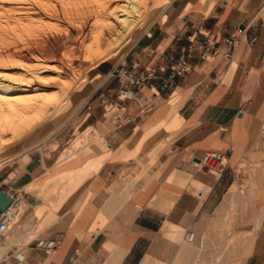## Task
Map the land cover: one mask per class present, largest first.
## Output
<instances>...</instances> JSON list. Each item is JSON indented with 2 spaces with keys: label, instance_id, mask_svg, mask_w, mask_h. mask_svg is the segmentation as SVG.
Returning <instances> with one entry per match:
<instances>
[{
  "label": "crops",
  "instance_id": "0c3cea01",
  "mask_svg": "<svg viewBox=\"0 0 264 264\" xmlns=\"http://www.w3.org/2000/svg\"><path fill=\"white\" fill-rule=\"evenodd\" d=\"M166 4L163 19L150 24L124 55L127 66H166L193 32L198 39L200 32L219 39L238 28L243 32L233 49L221 45L212 59L194 55V70L174 79L173 95L161 90L159 79L153 88L144 87L153 109L119 127L105 118L102 104L117 94L110 72L118 61L95 65L101 84L82 104L78 127L111 124L99 133L108 151L93 146L85 160L65 161L74 160L51 178L55 185L59 176L79 177L83 163L99 168L40 228L47 204L39 199L28 208L23 230L0 247V264H264V0ZM123 107L130 116L138 109L131 102ZM205 150L223 152L227 167L200 168L197 156ZM63 153L59 158L55 148L40 159L32 154L22 177L30 182L41 165V171L52 168ZM1 190L18 197L5 179ZM188 232L193 241L186 239ZM227 236L230 256L218 262Z\"/></svg>",
  "mask_w": 264,
  "mask_h": 264
},
{
  "label": "bare ground",
  "instance_id": "6f19581e",
  "mask_svg": "<svg viewBox=\"0 0 264 264\" xmlns=\"http://www.w3.org/2000/svg\"><path fill=\"white\" fill-rule=\"evenodd\" d=\"M156 2L0 0V68L9 66L12 59L21 62L18 64L19 74L11 79V76L4 75L10 83L0 84V155L12 138L27 135L33 125L47 119L62 104L54 90L48 94H29L24 84L30 89L54 87L40 83L42 72L48 71L53 78L62 79L72 69L76 58L98 63L108 57L131 38ZM90 130L82 132L72 147L73 151L79 148L85 137H89ZM11 156L0 160V169ZM19 197L10 204L14 212L15 204L24 198ZM12 224L13 221L9 229Z\"/></svg>",
  "mask_w": 264,
  "mask_h": 264
},
{
  "label": "rangeland",
  "instance_id": "374dc122",
  "mask_svg": "<svg viewBox=\"0 0 264 264\" xmlns=\"http://www.w3.org/2000/svg\"><path fill=\"white\" fill-rule=\"evenodd\" d=\"M166 3L167 0H157V2L146 12L144 18L145 20H143V22L134 30L131 38L122 46L118 47L119 49L116 48L115 52L103 60H100L98 63H93V61L90 60L83 61L81 57L76 58L72 69L67 71L66 78L62 79L53 78V74L48 71L42 72L41 76H43V79L40 83L54 85V87L45 88L38 86L30 89L29 85L24 84V88L30 91L29 94L37 92L41 94H48L54 90L55 93L60 95H58L60 100L59 98L57 99L58 101H61L62 104L57 112L51 114L50 116L48 115L46 117L47 119L33 125L27 135L21 138H12V142L0 155V160L12 155L11 159L0 169V181L5 179L7 186L16 189V195L18 197H21V195L24 197H19L20 199H23V202L19 203L14 212L12 219L13 224L10 231H8L7 238L0 240L1 248L11 241L13 235H18V230H23L22 224H25L22 222L23 215L28 208V211H30L32 209V205H36L37 200L41 199L47 204V209L37 224V228H40L44 223L52 220L53 213L57 209L58 205H60L62 201L81 183H83L86 178L98 170V165L90 167L88 165L85 166L83 163L84 168L79 177L73 178L70 181L69 174L59 176L56 185L51 179L52 177L59 175L61 172L68 170L67 166L74 162V160L69 163L68 161H65L70 159L72 156L85 160L88 156L92 155L90 149L93 146H95L97 150L105 152L108 151L107 144L99 138V133H103L107 129H111L113 127L108 122L99 124L97 129H93L91 127L89 137H85V141L82 142L78 149L73 151L72 148L77 139L81 136V132L85 129V126L78 127V124L82 119V116H80L82 115L81 106L101 84L102 77L98 74L99 72L94 66L103 61L116 62L122 59L126 52L133 46L139 36L146 31L150 24L154 21L163 19V13L168 5ZM19 63H21L19 60L16 61L12 59L9 66L0 68V84L10 83L7 79H5L4 75L14 77L19 74ZM69 97L71 98V102ZM114 111L116 110L110 109L109 111L104 112L105 118L107 120H111ZM178 124L179 123H175L171 125V127H175ZM55 148L56 153L59 154V158L66 149L62 155L61 161L58 159L59 161H57L52 168H45L42 171L41 165L37 170L38 174H33V178L30 182L27 177L25 179L22 177L24 170H26L25 164L29 160V156L36 154L40 159L41 156L47 155L48 152ZM68 151L70 153H68ZM202 169L206 168L203 167ZM46 180L49 181H47V183L43 186V190H39V188L42 187L40 185H42ZM53 195L58 196L55 203L53 201H49V198ZM43 209L44 207H37V210L39 211ZM226 219L228 220V217ZM36 235V233L29 234V237L25 241L36 237ZM226 245L227 246L222 248L220 254L217 256L218 262H223L230 256L228 236Z\"/></svg>",
  "mask_w": 264,
  "mask_h": 264
},
{
  "label": "built area",
  "instance_id": "2783aa9c",
  "mask_svg": "<svg viewBox=\"0 0 264 264\" xmlns=\"http://www.w3.org/2000/svg\"><path fill=\"white\" fill-rule=\"evenodd\" d=\"M242 32L243 30L238 28L229 37L220 39L213 37L209 32H200L202 37L198 39L197 33L193 32L186 36L187 43L179 48L176 55L169 56L167 65L163 67H144L140 69L138 61H133L130 66H127L125 56L118 60L117 65L110 72L119 85L117 94L114 99H102L105 112L110 109L116 110L111 118L113 125L119 127L136 118L143 117L153 109L154 103L142 94L144 87L153 88L154 81L159 79L161 90L168 91L170 95H173L174 79L178 76L190 74L194 70V64L190 60L194 55L199 58L212 59L220 53L221 45L229 51L233 49ZM166 71L165 75L158 74V72L163 73ZM218 81L219 79H215V82ZM153 93L157 95L155 91ZM125 102L137 104L138 109L134 116L124 113L123 103ZM197 158L199 159V166L206 169L221 172L227 167L226 155L218 150H205ZM8 195L12 198V194L8 193ZM12 199L14 202L15 199ZM11 207L10 205L4 210H0V240L6 238L8 231H10L9 224L12 223L14 216ZM192 238L193 233L190 232L187 239L192 240Z\"/></svg>",
  "mask_w": 264,
  "mask_h": 264
},
{
  "label": "water",
  "instance_id": "95a60500",
  "mask_svg": "<svg viewBox=\"0 0 264 264\" xmlns=\"http://www.w3.org/2000/svg\"><path fill=\"white\" fill-rule=\"evenodd\" d=\"M11 196L8 195L4 190L0 191V210H4L7 206L12 203Z\"/></svg>",
  "mask_w": 264,
  "mask_h": 264
},
{
  "label": "snow or ice",
  "instance_id": "6c2138e0",
  "mask_svg": "<svg viewBox=\"0 0 264 264\" xmlns=\"http://www.w3.org/2000/svg\"><path fill=\"white\" fill-rule=\"evenodd\" d=\"M12 77H10V79H11Z\"/></svg>",
  "mask_w": 264,
  "mask_h": 264
}]
</instances>
